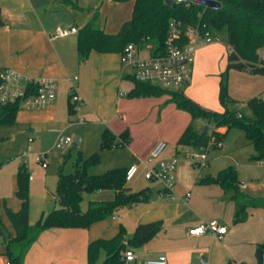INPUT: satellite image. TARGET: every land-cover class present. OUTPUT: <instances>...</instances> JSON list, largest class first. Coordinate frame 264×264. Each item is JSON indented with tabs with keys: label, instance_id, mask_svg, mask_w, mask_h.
Here are the masks:
<instances>
[{
	"label": "crops",
	"instance_id": "0c3cea01",
	"mask_svg": "<svg viewBox=\"0 0 264 264\" xmlns=\"http://www.w3.org/2000/svg\"><path fill=\"white\" fill-rule=\"evenodd\" d=\"M74 1L77 4V1ZM72 2L73 0H0V70L11 68L29 77H50L55 80L56 86V96L51 105L38 110L19 109L12 130L24 137L38 136L41 139L51 134L55 127L63 122L65 112L69 113V90L73 87L82 100V104L75 109L76 115L84 117L87 121L86 124L76 125L75 133L81 134V137L76 136L80 139L79 143L84 141L87 132H93L95 137L100 135V138L104 129L116 136L124 129L128 132L129 141L121 147H124L121 154L104 155V160H107L106 167L127 168L136 164L142 175L141 172L147 167L146 157L158 139L148 140L149 133L146 131L149 122L156 120V117L159 121L166 117L168 119L170 115L175 117L169 132L174 142L166 146L164 156L176 157L179 148L176 146V140L188 124L189 114L184 115L167 93L158 97L128 96L132 82H122L124 76L119 52L102 53L93 50L80 62L77 54V32L62 37L53 36L58 27L78 29L92 16L93 8L80 17L81 20L77 23L76 13L85 7L77 4L82 9L76 10ZM104 2L112 6L120 3L103 0L96 7L99 9ZM131 2L133 6V1ZM129 18H125L116 30L110 32L104 28L105 17L101 19L99 16L101 28L108 33L116 32ZM227 53L228 47L224 43H208L199 47L195 53L190 78L179 87L184 94L187 85L197 80L202 65L209 68L214 65L216 70L211 72V76L220 78V70H227ZM239 71L241 75L236 80L237 92L232 95H237L242 106L252 97H259L264 101V72L247 69ZM200 124L204 123L197 121L195 126ZM216 131L225 134L228 132L226 127H218ZM245 145H251L247 139ZM187 147L189 148L184 147L183 155L187 152ZM4 163L0 162V171L5 167ZM250 166L244 165L249 168ZM222 168L197 170L193 162L180 160L175 168L176 184L172 197L161 193L162 184L152 190L139 178L134 183L129 180L126 186L131 191H136L133 187H149L147 201L124 205L112 215L92 223L87 228L50 227L42 230L25 252L22 264H88V243L94 239H108L114 236L120 226L125 230L126 248L134 251V264H143L146 259L159 254L166 256L167 264H200L201 259H204L206 264H260L256 249L264 242V207H249L245 220L234 223L235 204L231 194L225 192L217 183L201 182L203 177L213 176ZM18 170H13L7 178L0 180V232L4 239H0V264H9L5 255L6 242L15 235L12 224L6 217L5 208L17 211L22 204L15 194ZM236 170L240 189L249 196L254 187L250 182L243 184L238 165ZM101 171L88 168L90 174ZM32 193H35V190L29 183L30 224L35 223L42 213L57 206L54 191L51 192V198L49 197L50 203L46 188L34 194L40 197L36 204L31 201ZM186 193H189L187 198ZM113 195L114 191L111 189L95 190L88 193L87 202L110 200ZM84 196L85 193L80 202L82 210H85L82 208ZM210 219H216L226 226V233L220 238L208 232L198 235L188 233L191 227ZM153 220L162 221L160 230L140 246L130 245L128 241L135 227L139 223ZM104 259L105 253L102 250L94 264H102Z\"/></svg>",
	"mask_w": 264,
	"mask_h": 264
},
{
	"label": "trees",
	"instance_id": "16d2710c",
	"mask_svg": "<svg viewBox=\"0 0 264 264\" xmlns=\"http://www.w3.org/2000/svg\"><path fill=\"white\" fill-rule=\"evenodd\" d=\"M103 0H100L102 2ZM124 2L128 0H111ZM132 12L114 33L105 32L100 25L98 7L93 8L92 16L77 29L76 44L78 60L81 62L93 50L102 53L121 52L129 43L144 45L151 43L154 48H162L167 34L168 22L177 18L185 24L198 25L211 35L217 36L227 47L226 69H247L253 72H264V64L260 63L258 53L264 50V0H215L219 9H211L191 2H176L170 5L165 0H132ZM76 10L82 9L73 0ZM222 34V36H221ZM132 82L128 96H155L167 93L175 106L186 111L190 120L176 140L177 147L194 146L200 152L209 145L222 142L225 133L216 131L218 127L241 128L249 144L253 146L252 160L264 159V101L252 97L244 106L229 107V96L224 82H220L218 98L223 105L221 110H211L200 106L186 96L181 88L168 89L148 81L138 80L125 75ZM68 97L69 112H73ZM19 110V101L0 103V125L13 124ZM197 121L208 125L201 133L204 124L195 126ZM108 129L101 133L100 145L97 150L84 158H80L72 173L59 172L55 197L57 206L42 213L35 223L28 221L29 181L30 175L23 166L17 172L16 196L21 200L17 211L5 208V214L15 235L6 242V258L9 264H22L27 249L38 234L50 227L87 228L92 223L112 215L118 208L144 202L149 199V187L131 191L126 186V167L108 168L102 173L90 174L88 168L100 161L102 148L123 146L129 141L126 129L115 140ZM4 139L0 136V140ZM201 182L219 184L225 192L231 194L235 204L233 222H241L248 215L249 207H264V199L251 198L240 189L236 169L226 166L213 176H205ZM111 189L112 199L106 201L91 200L85 210L80 208L82 195L85 192ZM161 220L139 223L134 230L129 244L137 247L151 239L161 228ZM125 230L120 226L118 232L108 239H94L87 245L88 264H94L103 250L105 259L102 264H122L121 252L126 248L124 243ZM264 250V242L258 245ZM262 264V263H260Z\"/></svg>",
	"mask_w": 264,
	"mask_h": 264
},
{
	"label": "rangeland",
	"instance_id": "374dc122",
	"mask_svg": "<svg viewBox=\"0 0 264 264\" xmlns=\"http://www.w3.org/2000/svg\"><path fill=\"white\" fill-rule=\"evenodd\" d=\"M76 1L77 4L81 6L83 5L85 7L84 10H80L76 13L75 20L77 23L80 22V17L86 15V13L91 10V8H95L100 4V0ZM131 9V0L120 2L116 6H112L108 2H104L99 7L98 11L101 19H104L105 17V30L110 32L116 30L120 22L125 20V18H129L131 16ZM215 42L220 44L223 43L220 39L214 40L212 43ZM213 67L215 68L214 65L212 66V68L202 65L197 80L194 83L187 85L185 94L208 109L221 110L223 108V105L219 101L218 92L220 82L222 81L226 85L227 93L233 99L232 101L227 102V105L229 107L242 108L243 104L241 103L240 99L236 97L237 95H232L236 94L237 92L236 80H238L239 76L241 75L239 69H221L220 71L222 72V74L220 78L215 79L211 76V72L216 70ZM122 82L123 84H128L131 82V80L128 78H123ZM71 89L72 87L70 88L69 93ZM158 96L161 95H155L154 97ZM80 105L81 104L76 103L73 108L78 109ZM180 111H182L184 115H187L186 111ZM76 118L78 119V121H74ZM80 118L82 119V121L79 120ZM84 120V117L76 115V110L69 113L65 112L63 122L59 126L55 127L54 131L51 134L46 135L42 139L38 138V136H35L34 138L29 137V135L24 137L18 132H14L12 130L14 128L13 124L0 125V136H5L4 139L0 140V162L4 161V164H6L5 167L0 171V180H3L2 178H7L13 170L19 169L20 166H23L25 170L29 172V183L30 186L32 185L35 190V193H32L33 196L31 197L32 203L36 204L40 201V197L34 194H38V191L43 188H46L47 190V199L50 203L49 199L51 198V192H55L59 172H74L79 159L86 157L92 151L96 150L99 147L101 140L100 135L95 137L93 132H87L84 141L79 143L78 145L73 142L76 136L81 137V134L75 133L76 125H78L79 123L86 124L87 121ZM159 120L160 119L156 117V120H154L153 122H149L148 128L146 129L147 133H149L148 140L158 138L156 142L163 141L166 143V146L173 144L174 141H172V135H169V132L171 130V127L173 126L175 117L173 115H170L168 116V119L166 117L163 121ZM4 130L6 131L3 132ZM58 135L69 136L72 142L68 147L56 148L54 143ZM115 140L118 141L119 137L116 136ZM245 142V134L241 128L236 127L229 129L222 138L221 146L209 145L204 150L206 159L209 160V162L205 165L195 166V169L214 170L215 168L219 169L225 166H233L235 169H237L238 165L240 168L241 177L243 178L241 179L243 181V184H247L250 182L254 187L253 191L248 194L249 197L264 199V159H250V155L254 153V149L252 145H245ZM124 145H126V143ZM121 147L122 146H112L102 148L100 152L99 163L89 168L101 169L102 171L98 173L104 172L105 170H107V168H110L106 167L107 160H104V155H119L122 153V151H124V147ZM183 149L184 147L178 148V152L176 155L178 162L180 160H188L190 163H194V161L197 160L202 162V158L200 157V154L202 152H199L197 148H195L194 146H189L187 152L184 155L182 154ZM165 150L166 148L163 150L160 159L167 160L168 157L164 156ZM36 156L43 157L45 161H47V166L43 167L40 161H36ZM149 164L153 165L155 164V161ZM246 164L251 165L250 168L244 167V165ZM144 172L145 168L141 172L142 175H140L139 170L132 177L130 182L134 183L139 178L140 181H143L146 185H149L152 190H155L158 184H162L158 179H145ZM171 174L175 181V170ZM139 188L140 187H133L132 189L138 190ZM88 193L90 192H85L84 200L82 201L83 209H86L88 206ZM0 239L1 241H4L1 232Z\"/></svg>",
	"mask_w": 264,
	"mask_h": 264
},
{
	"label": "built area",
	"instance_id": "2783aa9c",
	"mask_svg": "<svg viewBox=\"0 0 264 264\" xmlns=\"http://www.w3.org/2000/svg\"><path fill=\"white\" fill-rule=\"evenodd\" d=\"M75 27H58L54 37H62L76 33ZM219 39L203 30L198 25L185 24L177 18H171L167 26V34L162 48L157 50L151 43L138 45L127 43L120 52L122 75L132 76L138 80L148 81L165 88H178L186 82L192 73L194 57L197 49L214 40ZM260 63L264 64V50L258 53ZM56 96L55 80L46 76L29 77L11 68L0 70V103L19 101V109L38 110L51 105ZM70 103L73 108L76 103L82 104V100L72 87L70 91ZM73 110H75L73 108ZM82 121V119H79ZM72 142L69 136L58 135L55 140L56 148L68 147ZM221 146V142H217ZM166 143L156 142L146 157L147 167L144 172L146 179H158L163 187L161 193L172 197L175 181L172 172L178 163L177 158L167 160L160 159ZM205 150V149H204ZM204 150L200 154L201 161H194V166L207 163ZM43 167L47 161L43 157H35ZM155 161V164L149 163ZM138 171L136 164L129 165L125 170L126 182L131 180ZM189 193L185 194L187 198ZM210 233L220 238L226 233V226L216 219H210L197 226L191 227L188 233L198 235ZM122 264H134L135 254L132 249H125L121 253ZM143 264H167L166 256L159 254L156 257L146 259ZM200 264H206L204 259Z\"/></svg>",
	"mask_w": 264,
	"mask_h": 264
},
{
	"label": "water",
	"instance_id": "95a60500",
	"mask_svg": "<svg viewBox=\"0 0 264 264\" xmlns=\"http://www.w3.org/2000/svg\"><path fill=\"white\" fill-rule=\"evenodd\" d=\"M165 1L169 3L170 5H174L176 2H191L196 5L209 7L211 9H219L220 7V4L215 0H165ZM207 128H208V125L205 124L203 126L201 133H204L207 130ZM74 142L79 143L80 142L79 137H76L74 139ZM262 253H264V250H262L261 248L256 249V255H257V259L259 263H262Z\"/></svg>",
	"mask_w": 264,
	"mask_h": 264
}]
</instances>
